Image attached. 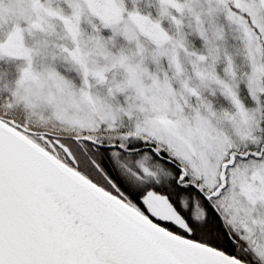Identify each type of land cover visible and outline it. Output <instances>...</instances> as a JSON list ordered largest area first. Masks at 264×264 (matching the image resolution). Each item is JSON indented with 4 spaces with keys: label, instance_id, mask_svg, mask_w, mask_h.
I'll return each mask as SVG.
<instances>
[{
    "label": "snow or ice",
    "instance_id": "obj_1",
    "mask_svg": "<svg viewBox=\"0 0 264 264\" xmlns=\"http://www.w3.org/2000/svg\"><path fill=\"white\" fill-rule=\"evenodd\" d=\"M0 264H264V0H0Z\"/></svg>",
    "mask_w": 264,
    "mask_h": 264
}]
</instances>
